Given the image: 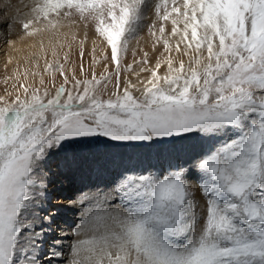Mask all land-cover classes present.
<instances>
[{
    "label": "snow or ice",
    "instance_id": "6c2138e0",
    "mask_svg": "<svg viewBox=\"0 0 264 264\" xmlns=\"http://www.w3.org/2000/svg\"><path fill=\"white\" fill-rule=\"evenodd\" d=\"M150 6L148 0H37L33 18L23 23L32 35L40 30L32 25L47 21L55 28L62 16L94 22L114 71L90 79L73 71L70 79L63 64L47 63L46 71L63 77L57 88L53 76L54 92L20 83L0 96V264H35L27 259L33 240L23 235L32 225L22 217L42 165L100 144L155 150L177 163L127 176L135 206L111 217V225H93L92 235L72 246L71 264H264V0H159L157 43L169 55L140 69L151 73L146 81L136 73L138 87L121 81L122 70L133 71L122 59ZM168 23L174 45L165 36ZM162 64L167 71L160 75ZM193 140L215 147L181 163ZM197 175L205 215L189 183Z\"/></svg>",
    "mask_w": 264,
    "mask_h": 264
},
{
    "label": "rangeland",
    "instance_id": "374dc122",
    "mask_svg": "<svg viewBox=\"0 0 264 264\" xmlns=\"http://www.w3.org/2000/svg\"><path fill=\"white\" fill-rule=\"evenodd\" d=\"M26 1L0 0V96H5L6 93H14L15 88H18L20 83H27L34 87H47L54 92L55 89L52 88L53 76L57 88L63 83V77L58 71H46L47 63L55 65L58 61L63 64L65 74L69 75L70 79L73 71L78 79H90L93 72L99 77L105 72V68L108 72L114 71V65L111 61L104 59L106 53L110 56V50L98 38L94 31V22L86 23L79 17L62 16L55 28L48 25L47 21H41L38 23L39 25L32 27L40 30L31 36L27 34V31H31V29L24 30L22 25L33 18V12H28L32 11L37 0L29 1L28 4L30 5L27 6V11L24 4ZM148 3L151 6L145 11L139 34L136 39L130 41L129 50L122 59V65L124 67L132 65L133 71L129 73L122 70L120 74L122 82L125 79H131L133 83H137L138 87L140 85L136 73L140 74L139 79L146 81L151 73L148 71L141 72L140 69L142 67L155 68L158 61L162 62L169 55L165 52L163 43H157L159 28L163 23L156 17L155 5L159 3V0H148ZM153 24L156 25L154 29L157 33L156 36H153L150 31ZM171 27L170 23L166 25L165 36L169 39L170 44L174 45L176 38L170 36ZM24 34L27 35L19 37ZM14 37L23 40L20 52L12 53V47L15 45L9 43L13 40L10 38ZM81 50L84 53L82 58L79 54ZM54 51L56 56H53ZM145 53H147V57H145ZM65 55L68 56L67 61L64 60ZM171 55L175 59L180 58L174 49ZM145 59L148 63H141ZM81 64H83V72L80 69ZM166 71V65L162 64L159 74L163 75ZM26 73L27 77L25 76ZM33 73L36 75H32ZM41 75L45 81L44 85L39 83ZM112 90L110 85L108 92L110 93ZM134 94L138 95L139 93ZM214 147V142L193 140L183 155L187 156L186 159H191L201 153L210 152ZM121 149L107 148L104 144L82 146L76 149L74 153L69 151L68 153L53 155L42 165V168L35 175L36 184L32 187L33 200L28 211L22 217L25 223L32 225L23 233L25 237L33 240V244L27 246L28 260H34L35 264H71L73 259L72 246L78 241L76 239L74 242V237L76 238L78 235L76 234L77 226H73V219L77 213L72 203L71 208H67L64 203L60 202L61 199H71L72 201L74 198L73 188L75 184L74 182L71 184V180L65 175L67 168H71L74 175L73 180L76 177L74 181L86 178L83 171H87L90 186H95L101 176L107 177L108 193H106V198L109 195L107 199L112 204L110 208L101 210L99 203L93 201L98 197L89 198L87 212L99 214L104 217V221L97 222L94 219L89 223L86 229L88 238L92 235L93 225L97 223L111 225V217L123 216L127 213L128 206H135L136 198L127 188L124 192L116 193L120 189V186L117 185L119 179L123 178L125 183V178L129 176L127 172L147 174L148 171L166 170L177 163L174 156L158 155L155 150L132 147ZM80 150L84 154H80ZM180 162L183 163L184 161ZM125 173L127 174L124 176ZM189 183L196 193L197 211L199 214L205 215L206 199L199 189L198 175L189 177ZM112 191L113 195H111ZM52 208H55L53 210L57 212L49 214V210ZM116 209L119 210V213L115 211ZM45 215H48L49 219H46ZM52 216L55 217L54 221L51 220ZM45 220H48V224ZM68 225L69 227H64ZM66 238H68V243L64 246L63 254L61 256L54 255V253H58L56 246H59V240ZM54 240L58 241L52 243L55 242ZM69 245H71V250L68 253Z\"/></svg>",
    "mask_w": 264,
    "mask_h": 264
},
{
    "label": "bare ground",
    "instance_id": "6f19581e",
    "mask_svg": "<svg viewBox=\"0 0 264 264\" xmlns=\"http://www.w3.org/2000/svg\"><path fill=\"white\" fill-rule=\"evenodd\" d=\"M29 1H31V0H27L24 3L26 11H27V6L30 5V4H28ZM34 6H35V4L33 5V7ZM28 13H32V11H29ZM37 25H39V24L38 23L34 24L32 27H35ZM25 35H27V34H24V35L19 36V37H23ZM31 36H33V34ZM19 37L18 38H15V37L14 38H10V39H13V40L9 44L12 45L14 43V45H15L14 47H12V53L20 52V50H21V47H22V44H23V40H22V38H19ZM110 150H112V149H110ZM120 150H122V149L120 148ZM80 154H84V152L82 150H80ZM186 158H187V156L183 155L181 157L180 161H184L182 159H186ZM86 161H87V159H86ZM69 163L71 164V162H69ZM67 172H69V173H67ZM67 172L65 173V175L68 177L69 180H71V184L73 182L75 184L74 188H73V191H74L73 192V197L74 198H73L72 201H71V199L70 200L69 199H61L60 202L64 203L67 206V208H71V203L74 205V209L76 210L77 214L75 215V218L73 219V224H74L73 226H77L76 227V231L80 233L76 238L74 237V242H76V239L80 240V239H86L87 238V234H86L87 230L86 229L89 226V224H85L84 221L88 220L89 223L92 222L95 219L94 218L95 215L97 214V213L87 212L89 198L97 196L98 198L97 199H93V201L96 202V203H99V207H100L101 210H103L105 208H110L111 207L110 205L112 203L110 202V200L107 199V198H109L108 197L109 195L106 198V193H108V186H107L108 184L106 185V183H107V177L106 176H101L98 179V183L95 186H93V185L90 186L89 185L90 180H88L89 176L87 174V171H85V170L83 171L84 175H86V178L79 179L78 181H74V180H76V177H74V180H73V176L74 175L72 174L71 168H67ZM127 173L129 174V176H131V174H133L132 172H127ZM127 173H125L124 176ZM124 181L125 180H123V178L119 179L117 185L120 186V189H118L116 193H118V192L121 193V192L126 191V189L124 187V184L126 182L124 183ZM111 195H113V191H112ZM116 201H117V199H116ZM196 201H198V200H196ZM112 202H113V198H112ZM121 204H123V203H121ZM124 205H125V203H124ZM55 208H52L51 210H49L50 211L49 214L56 213L57 211L54 212V210H53ZM130 208L131 207L128 206V210ZM115 211L119 213L118 209H116ZM45 216H46V219H49L48 215H45ZM45 222L48 224V220H45ZM64 227H69V225L68 226H64ZM62 231L64 232V229ZM67 233H69V232H67ZM63 234L66 235V233H63ZM54 241L55 242H52V243H56V241H58V240H54ZM58 243H59V246H56V248L58 249V253L60 254L59 256H61L63 254V252L65 251L64 246L66 245V243H68V238H66L64 240H59ZM70 250H71V245H69V248L67 250L68 253H69ZM48 257H50V256H48Z\"/></svg>",
    "mask_w": 264,
    "mask_h": 264
}]
</instances>
